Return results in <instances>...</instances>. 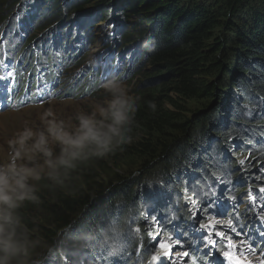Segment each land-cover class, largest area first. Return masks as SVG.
I'll list each match as a JSON object with an SVG mask.
<instances>
[{
	"label": "trees",
	"instance_id": "trees-1",
	"mask_svg": "<svg viewBox=\"0 0 264 264\" xmlns=\"http://www.w3.org/2000/svg\"><path fill=\"white\" fill-rule=\"evenodd\" d=\"M97 10L117 17L120 25L115 40L118 36V42L111 43L110 49H117L123 62L128 50L120 49L131 46L137 52L145 42L155 46L152 51L143 48L153 73L147 80L151 76L158 79L151 78L152 84L148 85L146 80L135 92L137 111L130 143L104 157L78 162L72 179L63 187L42 180L39 203L25 202L21 207L26 223L35 227L34 218L41 217L39 212L47 210L53 215L52 225L41 228L38 234L48 243V248L59 241V248H55L59 253L53 252L45 264H61L59 256L70 264H153L152 254L160 248L153 230L145 224V216L151 219L157 216L158 220L167 217L174 228L170 235L176 234L175 229L196 226L191 210L202 223L205 216L202 201L209 210V206L216 209L215 198L231 199L229 217L237 222V231L246 234L243 226L256 219L255 207L264 218V196L259 195L261 202L257 197V204L246 203L239 213L235 208L236 204H243L238 202L242 190H262L257 187L245 159L237 156L236 149L242 140L253 141L258 149L254 164H264V0H0V38L6 43L12 40L8 43L12 55H20L30 66L36 64L48 76L55 74L59 83L58 74L60 67L61 71L65 69V59L57 54L55 58V51L59 53L55 48L43 49L44 32L40 28L62 20L74 24L82 15L88 17L89 11L96 14ZM103 21L106 19L97 22ZM34 26L36 30L32 32ZM61 32L66 31L58 29L59 39L66 35ZM26 34L35 44L30 50L24 43ZM76 55L66 56L67 68L87 62L80 63ZM109 62L116 67L120 64L115 57ZM96 65L90 64L88 68L93 72ZM101 68L107 72L104 80L118 72L109 66ZM136 69L140 72L142 68L138 64ZM79 75L82 77L79 82L89 79L88 86H83L87 88L84 92L101 83L85 67ZM67 86L61 83L62 89ZM68 87L65 93L75 88ZM190 100L194 105L186 112L183 108ZM217 113L221 114L219 121L216 117L210 119L209 114ZM200 125L204 130L197 132L201 138L195 141L192 130ZM212 130L219 135L218 139L210 136ZM214 147L218 149L217 155L213 154ZM121 156L136 159L139 163L136 170L150 172L140 178L129 173L111 181L100 179L108 168L123 163ZM217 161L227 174L213 171ZM211 163L213 167H208ZM240 172L244 175L240 176ZM159 180L162 188L145 186ZM195 195L199 200L193 202L189 196L195 199ZM105 205L113 213L115 207L122 205L120 219L130 220L125 225L120 223L119 229L127 231L120 236L124 248L117 240L121 252L111 246L113 239L107 237L110 227L100 221ZM109 218L115 221L110 215ZM188 233L185 230L181 237L188 245L190 264H198L192 257L199 255L202 239L194 235L189 238ZM223 244L218 249L228 247ZM38 258L40 255L35 256V260Z\"/></svg>",
	"mask_w": 264,
	"mask_h": 264
},
{
	"label": "rangeland",
	"instance_id": "rangeland-1",
	"mask_svg": "<svg viewBox=\"0 0 264 264\" xmlns=\"http://www.w3.org/2000/svg\"><path fill=\"white\" fill-rule=\"evenodd\" d=\"M87 14L88 17L82 15L80 17V21L77 20L76 22H74L75 25L73 24V21H68V23H64V20H62L54 21L53 24L46 28H40L44 32V40L42 41L43 49L45 46L49 47L50 49L55 48V50H58L59 52L57 53L55 51V58L60 56L61 58L65 59L63 62V64L66 63L65 69L61 71L62 67H60L61 72L59 71L58 74L59 82L65 85H68V83H70V85H74L75 88L72 91L65 93V90L69 88L67 86V88H61V90L58 91L55 96H52L49 99L42 100L39 103L23 106L15 110L7 107L6 109L0 111V156L10 157L12 164L16 163L17 157L13 154V151H10L9 141L13 140L21 131L28 127L32 128L33 130L43 129L44 125L42 122V117L46 115L50 120L53 118L70 120L77 111L81 109L87 110L88 104L92 100L99 99L104 95L102 88L104 82L107 80H104L105 78H103V76L107 72L104 70V68H101V66L104 65L106 67L109 66L117 69L118 72L110 74L108 80L114 77L119 78L127 84L130 89V94L135 98V92L137 91V88L143 82L146 83L145 81L147 80V77L149 75H153V73L150 72L151 65L147 64L146 58L144 57L145 52L143 47L142 50L138 49L137 52H135V49L131 46H127L123 49H120L128 50L124 62L120 58V56H118L117 49H110V44L112 42H118V36L115 40V33L112 30L115 27L117 28L119 26V23L117 22V17L113 16L111 13L109 15L107 13H103L100 10H97L96 14L94 13V11H89ZM88 18H92L94 20L93 23L90 22ZM104 18L106 19V21L99 23L97 22L100 19ZM69 23L71 24L69 25ZM58 29H64L66 31L61 32L62 35L66 34L63 38L59 39ZM31 30L32 32H34L36 30V26H34ZM33 36L35 37L37 36V34H34ZM48 38L50 39L49 41H47ZM31 41H33V38L26 34L24 43L27 44V49L29 50L35 46V44L31 43ZM9 42H11V40H9ZM88 42H92L93 45H90ZM80 43H82L83 45H80ZM56 54L58 56H56ZM74 55H76V58L80 60V63L83 60H86L87 62L84 65L78 64L76 68L73 66L67 68L68 63L66 61V56ZM44 56L46 61L47 53H45ZM112 57H115V59L118 58L120 60L119 66L116 67L115 65L110 64L109 59ZM96 63L101 64V66L96 65ZM90 64L91 66L96 65L95 71L92 72V69H89L91 67H89ZM132 64L134 65L132 66ZM138 64L142 68L140 72L136 69ZM84 67L87 68V72L91 73V75H93V77L96 78L97 81H101L100 85L91 88L89 92H84V90H86L87 88L83 89L84 85H88L89 79L85 78L84 81L79 82L82 77L79 80L77 77H71L73 71H75L76 69L84 71ZM145 70H147V72H144ZM61 74H64V76L60 77ZM76 74L74 76H76ZM151 78H154L155 81L156 79H158L157 76L149 77V79L147 80V85L152 84L150 83ZM68 80L71 81L68 82ZM92 82L93 81L91 79L90 83ZM78 90L83 91L79 92ZM186 105L187 106L183 108V110L187 112V110L194 105V101L190 100L186 102ZM187 114L189 115V112ZM220 115L221 114L219 113H217L216 115L209 114V117L210 119L216 117V119L219 121L221 117ZM196 127L197 128L194 127L192 130V136L195 141H197L199 138V134L197 132L202 133L204 130L202 125ZM245 139H247V137H245ZM247 142H250V144L248 145ZM242 144L243 147L241 148ZM213 149V154L217 155L218 153L216 151H218V149L216 147H214ZM248 150H251L250 154L248 153ZM236 153L239 158L245 159V163L247 162L251 173L253 172V178L257 180V187L264 189V164H254L255 157L258 154V149L255 145H253V141L242 140V142L239 144V147L236 149ZM121 159L123 160V163H121L119 166L112 168L110 167L103 174H101V172L100 179L111 181L114 180V178L116 177H120V175H125L129 173H133L135 178H140L145 177V173L150 172V170L146 172H144V170L140 171V169L136 170L139 163L136 161V159H133L132 157L121 156ZM217 162L218 164L216 165V168H213V171L221 175L227 174V171L220 168L219 161ZM210 165L211 167H213L212 163L209 164L208 167ZM207 174L209 177H211V172L207 171ZM154 182H148L145 186L149 187V185H151L156 187L157 189L162 188L160 180L155 184ZM151 195L152 193H150L149 196ZM189 199L194 200L193 202L199 200L198 198H196V195L195 199L194 196H189ZM149 203H151V201H149ZM180 203L177 204V206H179ZM199 204L200 202H197V206H199ZM121 206L122 205H119V207H115V213H113L111 212V208L105 205L99 217L101 219L100 221L105 222V225L110 227V234L105 235H107L109 240L113 239L111 246L118 252H121L122 249L118 245L117 240L121 243L124 248L125 245L121 242L120 236L121 233L127 232L125 230L119 229L120 223L122 222V224L125 225L130 221H123L120 219ZM202 207L203 209H205V211L203 212L205 216H202L203 225L200 224V226H203L205 228H214L215 236H212L214 240L223 241L224 243L229 245V248L235 253V255L243 264H264V258L260 256L259 250L253 249L252 245L246 238V234L243 232H239V230L237 231V222L230 219L226 204L223 209L211 208L209 210L208 206H206L204 201H202ZM243 207H245L244 204H236V213L241 212ZM37 211L39 212V209H37ZM39 214H41V217L34 218L35 222L37 223L36 230L38 233L42 232L41 228H48L52 225L51 223L53 222V220L50 219L53 215L47 210L42 213L39 212ZM109 215L114 217L115 221L111 220L109 218ZM145 224L150 227V230H153L156 243L160 248L159 251L161 253V257L165 258L168 264H190L189 254L186 251L188 245L183 242L181 237L182 235L176 236L175 232L174 234L170 235V232L171 230H173V228L171 227V223H169L167 217H164L162 220H158L157 216L153 219H151V216H145ZM85 229L86 225L84 224L83 230ZM168 229L170 230L169 233H167ZM217 230L220 231L218 232ZM118 231H120V234L118 233ZM222 232L224 235H220ZM82 234H84V232H82ZM242 235H244V237H241ZM86 236L87 235H84V238ZM217 236H219V238ZM59 244L60 242L56 241L52 248H48V243L42 241L41 248L35 254V256L40 255V258L36 259L34 261V264H45L46 258L52 255L53 252L59 253V250H55V248H59L57 247ZM185 253H187V255H185ZM61 257L62 256H59V261H61V264H70V262L62 260ZM116 259H118V257H116ZM111 261L114 262L113 260Z\"/></svg>",
	"mask_w": 264,
	"mask_h": 264
},
{
	"label": "clouds",
	"instance_id": "clouds-1",
	"mask_svg": "<svg viewBox=\"0 0 264 264\" xmlns=\"http://www.w3.org/2000/svg\"><path fill=\"white\" fill-rule=\"evenodd\" d=\"M142 47L152 51L155 46L145 42ZM102 91L70 120L46 115L43 129L25 128L9 141L15 164L0 156V264H34L42 239L20 209L25 202L39 203L42 180L63 187L78 162L104 157L132 141L137 98L115 77L104 82Z\"/></svg>",
	"mask_w": 264,
	"mask_h": 264
},
{
	"label": "snow or ice",
	"instance_id": "snow-or-ice-1",
	"mask_svg": "<svg viewBox=\"0 0 264 264\" xmlns=\"http://www.w3.org/2000/svg\"><path fill=\"white\" fill-rule=\"evenodd\" d=\"M261 191H264V189H262ZM220 235H224L223 233H221ZM185 255H187V253H185Z\"/></svg>",
	"mask_w": 264,
	"mask_h": 264
},
{
	"label": "bare ground",
	"instance_id": "bare-ground-1",
	"mask_svg": "<svg viewBox=\"0 0 264 264\" xmlns=\"http://www.w3.org/2000/svg\"><path fill=\"white\" fill-rule=\"evenodd\" d=\"M106 57V56H105Z\"/></svg>",
	"mask_w": 264,
	"mask_h": 264
}]
</instances>
